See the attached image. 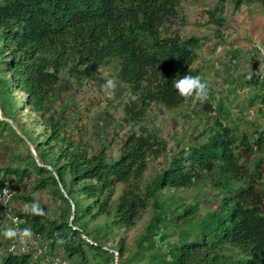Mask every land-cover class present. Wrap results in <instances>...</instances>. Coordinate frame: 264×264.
<instances>
[{
    "label": "trees",
    "instance_id": "16d2710c",
    "mask_svg": "<svg viewBox=\"0 0 264 264\" xmlns=\"http://www.w3.org/2000/svg\"><path fill=\"white\" fill-rule=\"evenodd\" d=\"M228 1L234 9H264V0H216L209 5L207 24L217 28L218 42ZM180 8L181 0H0V95L16 102L14 91L21 93L24 107L44 132V139L33 146L42 166L29 152L33 166L5 171L18 176V188L35 175L32 191L51 199L40 204L44 215L25 209L15 213L23 228L40 234L70 264H89V253L93 261L105 264L114 262L115 254L117 264H264V126L254 120L239 129L220 103L211 111L220 116L210 117L203 108V102H214L209 88L207 99L195 104L178 95L176 80L201 77L194 65L197 50L208 40L176 31L186 24ZM103 67H110L134 97L123 105L125 125L143 121L152 105L185 108L187 120L198 117L193 108L199 105L205 125L198 130L194 124L198 135L185 145L178 141L170 157L165 140L143 127L125 136L113 159L108 144L93 147L83 139L85 129L75 124V115L67 117L66 107L58 110L62 104H56L62 85H81ZM231 68L228 65V82L238 89L252 88L255 95L248 105L256 106L257 116L264 119V76L244 73L235 78ZM8 104L12 109L14 103ZM161 157L165 167L143 185L149 160ZM206 184L218 205L204 215L198 200L187 205L172 196L159 198L161 190H202ZM148 207L153 215L134 254L124 257L122 244L113 250L102 245L105 233L132 228ZM101 217L109 222L99 229L100 240L87 242L85 226ZM171 226L178 242L165 251L159 240L167 238ZM0 264L32 262L6 254Z\"/></svg>",
    "mask_w": 264,
    "mask_h": 264
},
{
    "label": "rangeland",
    "instance_id": "374dc122",
    "mask_svg": "<svg viewBox=\"0 0 264 264\" xmlns=\"http://www.w3.org/2000/svg\"><path fill=\"white\" fill-rule=\"evenodd\" d=\"M216 0H181V10L183 12L186 24L177 28V32L182 36H207L208 40L197 50L198 60L194 67L200 69V74L203 81L207 84L214 102L210 103V117L220 116L219 113L213 112L212 109L219 103L227 108L230 114L229 120L234 121L239 129L249 127L250 122H257L264 126V119L257 116L256 106H249V99L254 98L252 88L238 89L236 85H230L227 78L228 65H233L231 68L232 77H240L241 74L251 73L254 77L264 73V46L254 45L256 49H252L250 45L248 52L235 49L240 44V30L245 31V43H249L253 35L251 23L261 22V16L264 17V9L255 5H244L239 9H234L230 1L225 4L224 17L226 23L219 30L222 35V42H218L214 38L216 27L212 24H207L208 14L206 9L215 5ZM260 16H257L256 13ZM254 15H256L254 17ZM237 19V21L235 20ZM230 62V63H228ZM226 66V68L224 67ZM225 68V69H224ZM222 70L220 73L219 71ZM109 79L116 81L118 85L117 93L110 98L109 90L104 85ZM242 82V79L239 80ZM264 84V79L260 80ZM124 86L117 80L113 70L110 67H103L99 70V74L89 80H86L78 85L74 81L70 84L62 85L61 97L56 104H62L58 107L61 110L65 106L67 117L75 115V124L79 128L85 129L84 140L89 141L93 147H99L103 143L109 146V155L116 159L120 154V145L126 135L129 133H140L142 128L153 130L158 137L165 140L167 149L166 156L178 150V141H182L185 145L191 137L198 135L194 131V124L198 125V130L205 125V117L200 114L199 105L194 106V111L199 113L195 119L187 120L184 109L163 110L156 105H152L146 112L145 119L136 125H125L123 123L124 113L123 105L129 103L134 97L124 90ZM16 102L7 101L0 95V109L3 111L4 119L9 118L11 122H0V135L7 139L14 147L10 151V158H15L19 165L33 166L32 158H29L30 145L36 146L39 139H44L43 128L35 124V116L31 114L23 105V95L18 91H14ZM203 101V100H202ZM70 102V103H69ZM203 102V103H206ZM8 103H14L9 108ZM73 103V104H71ZM193 121L192 123H186ZM79 128L73 130L75 137H78ZM34 158V156H33ZM35 162L36 159L34 158ZM37 163V162H36ZM163 158L151 159L148 162V168L144 173L142 184H147L160 170L165 167ZM21 168V167H20ZM6 169H0V176H4ZM6 176V175H5ZM34 176L27 180L28 187H24L25 195L32 194V184ZM202 188V187H201ZM201 188L192 189H171L169 191L161 190L159 198L166 199L167 197H175L181 199L185 204H191L195 200L200 202L199 213L204 215L207 209H215L218 203L215 201L208 184ZM20 189V188H19ZM22 189V187H21ZM35 194V193H34ZM33 194V195H34ZM37 198L42 202L51 203L50 195L47 193H36ZM29 197V195L27 196ZM153 215V210L148 207L143 211L135 225L130 229H119L118 231H110L102 236V240L97 237L100 235L101 227L104 223L109 222V219L102 217L94 222L88 223L85 226V232L90 234L86 239L91 243V238H96L105 246L113 250L116 247L123 246V256H129L137 251L136 242L145 232V229ZM86 217L82 221H86ZM82 225V223L80 224ZM167 238L159 240L163 249L167 250L168 244L178 242V235L175 229L171 226L166 230ZM104 234V232H103ZM89 264H105L103 261L95 262L89 253ZM116 261V262H115ZM70 264L69 262H66ZM118 257L115 254L114 262L109 264H117ZM134 264H146V261L135 262Z\"/></svg>",
    "mask_w": 264,
    "mask_h": 264
},
{
    "label": "built area",
    "instance_id": "2783aa9c",
    "mask_svg": "<svg viewBox=\"0 0 264 264\" xmlns=\"http://www.w3.org/2000/svg\"><path fill=\"white\" fill-rule=\"evenodd\" d=\"M0 109V120H1ZM19 193V188L10 179L0 176V227L8 224V229L23 230V220L10 208ZM33 233L31 241L22 245L17 239H9L5 252L13 256L29 257L33 264H67L58 250L50 249L40 234Z\"/></svg>",
    "mask_w": 264,
    "mask_h": 264
},
{
    "label": "crops",
    "instance_id": "0c3cea01",
    "mask_svg": "<svg viewBox=\"0 0 264 264\" xmlns=\"http://www.w3.org/2000/svg\"><path fill=\"white\" fill-rule=\"evenodd\" d=\"M258 13L259 12L257 11L256 15L260 16ZM256 15H254V17ZM235 20L237 21V19H235ZM256 24L257 23L255 22V20H254V23L250 24L251 30H252L254 36L251 37V39L249 40V43L248 42L245 43V40H246L245 39V37H246L245 31L240 30V32H241V34H240V36H241L240 37V44L241 45L235 47V49H240L241 51L248 52V50L250 48L249 47L250 45H252V49H254V48L256 49V47L254 45H262V46H264V17L261 16V22H260V24L258 26H256ZM261 75L264 76V73H262ZM1 113H2V118H4L2 111H1ZM6 119H9V118H6ZM0 122H2V121H0ZM3 122H6V121H3ZM13 148L14 147L9 143V141L0 135V169H7V168L18 169L20 167L22 168V165H19L18 161H16L15 158H13V159L10 158V153H11L10 151H12ZM23 167H26V166L23 165ZM5 174L7 175L6 177L8 179H10L13 183H15L14 182L15 179L18 178V176L16 177V175H9L8 171L5 172ZM5 174H4V176H5ZM23 183H24L23 186H21L22 189L20 187L18 195L15 197V199L10 204V208H11V210L13 212H16V211H19V210H24L25 204L32 203V201L29 200V197L34 202H39L40 204H47L46 200H44L42 202L39 198H37V196H35L36 193H40V192H35V191L31 190L35 194L34 193L28 194L29 197H27L28 195H25L24 192H23L24 187H28V186H26L27 185V180L24 179ZM40 194H42V193H40ZM7 229H8V224H5L4 226L0 227V257H2V256L7 254L5 252V247H6L7 242L9 241V239L4 236V232Z\"/></svg>",
    "mask_w": 264,
    "mask_h": 264
},
{
    "label": "clouds",
    "instance_id": "9594fccd",
    "mask_svg": "<svg viewBox=\"0 0 264 264\" xmlns=\"http://www.w3.org/2000/svg\"><path fill=\"white\" fill-rule=\"evenodd\" d=\"M104 87L109 90L110 98L118 91V85L112 79L107 80ZM174 87L178 95L186 103L190 101L192 104H195L208 97V86L199 76L185 75L176 80ZM24 209L26 212H30L36 216L44 215L39 202L25 204ZM4 236L8 239H17L20 244L27 245L31 241L33 233L30 228H24L23 230L9 228L4 232Z\"/></svg>",
    "mask_w": 264,
    "mask_h": 264
},
{
    "label": "water",
    "instance_id": "95a60500",
    "mask_svg": "<svg viewBox=\"0 0 264 264\" xmlns=\"http://www.w3.org/2000/svg\"><path fill=\"white\" fill-rule=\"evenodd\" d=\"M210 107H211V105H210V103H208V102H206V103H204L203 104V108H204V111L205 112H209L210 111ZM1 120L2 121H8V122H10V120H8V119H4V118H2V115H1ZM30 151H31V154L34 156V158L36 159V162L38 163V165L39 166H42L41 164H39V160H38V158H37V156H36V153H35V151H34V149H33V147L30 145ZM46 168L47 169H51L50 167H48V166H46ZM64 196L65 197H67L66 196V194H64ZM72 211H73V206H72ZM72 219H73V217H71V221H72ZM116 262V261H115Z\"/></svg>",
    "mask_w": 264,
    "mask_h": 264
}]
</instances>
